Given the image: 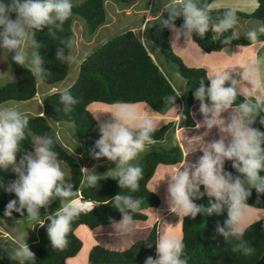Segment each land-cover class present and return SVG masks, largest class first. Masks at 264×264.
<instances>
[{
	"label": "clouds",
	"instance_id": "clouds-1",
	"mask_svg": "<svg viewBox=\"0 0 264 264\" xmlns=\"http://www.w3.org/2000/svg\"><path fill=\"white\" fill-rule=\"evenodd\" d=\"M255 3L259 7L258 0ZM73 6L72 0H0V50L3 55L10 54L12 61L18 66L30 63L32 72L43 80L47 73L42 70L41 57L34 51L29 60L27 51L29 47L38 46L34 30L47 27L49 34L55 37L56 31H62L63 24L72 15ZM213 7L214 5L200 6L196 0H169L163 8L169 16L168 19L161 20V24L172 32V45H176L182 36L185 43L192 42L194 34L203 39L210 26L215 34H223L235 26V9H229L218 22H214L210 16ZM12 13H15V19L10 18ZM180 18L183 24L177 28L174 22ZM261 34H264V25L248 30L246 38L250 41V46L261 43ZM234 37L238 38L236 33L225 37L222 42L228 45ZM142 42L144 45H152L148 39H142ZM66 46L70 47V44ZM152 48L155 47L152 45ZM55 59H69L64 48L56 49ZM260 71L258 62H250L241 73L226 69L210 75L207 78V88L204 80L200 81V86L194 92V99L199 102L203 123L197 125L209 131L217 128L220 137L206 144L201 150L203 155L195 163L189 162L186 157L181 163L173 165L168 175L167 203L170 211L180 217L181 223L184 217L195 219L198 214L220 215L226 210L227 219L223 226L218 224L216 228L217 234L223 237L225 243L232 239H243L246 230L244 221L251 208L246 201L251 190L254 189L258 196L264 194V176L260 175L264 172V131L254 127L258 117L259 124L264 126V115H261L264 100L257 94ZM181 95L182 92L176 90L175 95L168 96L165 102L175 105L176 99ZM238 96L244 97L242 103H236ZM60 103L63 112L70 113L78 100L69 92H64ZM113 107L115 111L111 113L112 121L98 125L99 139L95 141L90 155L95 160L106 158L114 162L115 168L105 176L112 174L113 179L118 180L120 188L135 192L139 190L143 170L132 161L148 150L149 146L158 143L152 135L158 126L152 118L154 113L145 110L141 115L136 111L135 105L127 103H117ZM225 112L229 113L227 119L221 118V114ZM180 114L184 119L183 114ZM28 125V116L22 114L18 107L0 106V170L7 172L11 169L17 177L6 188L0 181V188L14 193L17 198L7 204L4 216L10 217L14 211L23 215L26 210L27 217L40 218V227H44L45 221H50L47 227L50 245L55 250H64L68 246L73 221L85 207L90 210L93 208L74 198L77 193L73 191L74 185L66 180L58 153L53 150L52 137H34L33 152L19 155ZM207 134L206 131L204 135ZM225 161L231 162L232 169L238 175L233 176L224 170ZM81 171L90 187L95 188L102 178L94 169L89 171L82 168ZM201 186L204 192H201ZM205 195L209 199L208 207L194 202ZM56 198H60L62 207L59 211L50 213L47 209ZM111 202L122 217L114 225L122 232H131L132 226L137 223L132 213L138 210L140 200L117 194ZM41 209H45L43 218L40 217ZM147 246L151 248L152 244ZM155 249L154 259L148 257L144 264H187L182 258L185 249L182 236L162 232L155 242ZM236 250L244 255H252L254 251L247 244H240ZM29 258L34 259V255L26 243L25 234L18 241V247L11 251L10 259L24 264Z\"/></svg>",
	"mask_w": 264,
	"mask_h": 264
},
{
	"label": "trees",
	"instance_id": "trees-1",
	"mask_svg": "<svg viewBox=\"0 0 264 264\" xmlns=\"http://www.w3.org/2000/svg\"><path fill=\"white\" fill-rule=\"evenodd\" d=\"M118 3H126L127 0H111ZM213 0H196L200 6L208 5ZM8 2V0H4ZM22 2V0H21ZM103 0H84L81 4L73 6L72 15L63 24L62 31L57 30L55 37L49 34L47 27L41 30H34V39L38 46L34 48L42 60V70L46 72L41 80L26 67L18 66L12 61L11 55L6 56V62L10 72L16 80L5 83L0 87V104L7 101L25 102L31 100L36 91V82L40 81L46 85H54L62 82L68 72V59L60 61L55 59L56 49L64 48L65 55L71 48V39L73 32L71 22L74 17L83 22L85 34L92 35L95 30L104 22ZM259 7L250 13L244 14L236 12L237 18L254 19L264 25V0H258ZM229 9L210 10V16L213 21L221 19ZM14 14V13H12ZM10 14V15H12ZM168 16L158 21L146 23L144 27V37L158 50L164 61L176 68L179 76L184 80V91L175 101V105L166 103L168 96L175 95V91L170 85L160 64L152 59L146 50L138 34L133 31H123L110 40L88 53L79 63L76 79L73 84L60 93L47 95L42 100L43 117L51 122L71 124L74 136L82 141V153L85 160L103 161L106 158L95 160L90 155L94 148L95 141L99 139L100 124L89 112L88 107L92 104L113 106L117 103H143L148 106L155 114L163 115L170 108L180 105L177 127H192L193 122L189 112L193 105H199L194 99V92L200 86L201 80L207 88L209 81L205 76V71L198 68H187L182 65L180 60L172 53L167 41L169 29L163 28L161 20L168 19ZM150 24V25H149ZM175 27L183 24L182 18L177 19ZM231 30L219 34L217 39L212 42L206 36L201 39L193 35L192 41L204 52L218 51L226 44L222 41L225 37L232 36ZM264 41V34L259 37ZM248 45L250 42H241L233 38L229 44ZM70 44V47L66 45ZM227 86V85H226ZM64 92H69L78 103L73 106L70 113L63 112L60 97ZM243 99L238 96L236 103H242ZM261 115H264V108L261 109ZM42 116H28L29 125L25 131V140L21 142V153L24 155L33 152V140L36 136H50L54 144L53 150L58 153L60 162L66 165L69 172V181L74 185L73 191L80 199L81 203H88L92 210L87 208L81 211L78 218L72 223V230L68 235V246L64 250H55L51 247L48 236L37 240L33 239L26 242L34 259H27L24 264H65L67 259L73 258L80 251L82 243L75 236L74 231L78 226H85L89 230L97 227L106 226L121 221L122 217L111 202L117 194L129 195L133 199H139L140 203L147 207H156L157 198L152 192L147 190L146 184L153 175L157 165H174L179 162V150L172 148L169 150L157 149L145 154L137 163L143 170L142 178L139 181V190L131 191L126 188H120L117 179L110 175L101 178L97 185L90 187L86 180L83 181L81 167L78 159L69 154L61 145L58 144L53 132L50 130L47 122ZM169 127V126H168ZM168 127L158 128L152 135L153 139L159 141ZM254 127L264 131V126L259 124V117ZM18 155V160H19ZM224 170L230 172L233 176L238 175L232 167L230 161H225ZM264 176V172L260 173ZM15 178L9 173L0 170V181L4 187L14 181ZM203 192V189H200ZM17 199L14 193H8L4 188H0V218L6 220H25L27 212L23 215L13 212L10 217L4 216L7 204ZM197 205L209 206V199L205 195L201 199L194 201ZM247 205L253 210H260L264 214V194L257 195L256 191L251 190V195L246 201ZM62 207L60 198L56 200L47 209L54 213ZM140 208L134 213V221H144L145 215L140 213ZM45 215V209L40 210V217ZM40 220V218H37ZM227 219L226 210L220 215L205 214L197 215L195 219L184 217L180 222V233L185 245L183 259L187 264H254L260 257L264 245V218H261L245 228L242 240L232 239L225 243L222 236L216 232L217 225L223 226ZM157 240L156 225H154L147 235L133 243L126 250L116 252L106 250L101 246L93 245L87 252L85 264H144L146 258L154 259L156 254L155 242ZM34 242H36L34 244ZM152 244L149 248L147 245ZM240 244H247L253 248L252 255H244L236 249ZM0 264H18L17 261L0 260Z\"/></svg>",
	"mask_w": 264,
	"mask_h": 264
},
{
	"label": "crops",
	"instance_id": "crops-1",
	"mask_svg": "<svg viewBox=\"0 0 264 264\" xmlns=\"http://www.w3.org/2000/svg\"><path fill=\"white\" fill-rule=\"evenodd\" d=\"M152 1H153V4L151 7L147 3V0H141V1L140 0H127L126 3H118V2L111 1V0H103L104 22L102 25H100L95 30V32L92 35L88 36L90 38L89 40L91 41H94L96 39L98 40V43L96 44L97 46L94 49H96L97 47H100L102 44L110 40L112 37H114L115 35L123 31L129 30V31H133L136 33L139 30L142 20L144 18H147L148 20L147 23H150L153 21H158L161 18L168 15L166 11H163V8L169 2V0H152ZM208 5H214V7L211 10L235 9L236 12H240L244 14H250L256 9L255 0H213ZM147 11L148 13H146ZM158 14H160V19H158ZM74 20L75 19L73 18L71 25L75 23ZM214 22H218V20H215ZM77 25L79 26L77 27L79 32H80L81 27H83L84 29V25H81L80 23L79 24L77 23ZM113 26L114 28L111 29ZM259 26H260V22L257 20H254L251 18L249 19L237 18V22L235 26L230 30L232 34L233 33L237 34L238 38L234 37L236 40L241 41V42H250L246 38V33L248 32V30L252 28H258ZM218 35L219 34H215L211 31V26H210L209 31L206 33V36L209 37L212 42H214L217 39ZM172 37H173V34L169 30L167 34V41L169 43V47L172 53L180 60L183 66L187 68L203 69L205 71L206 78H208L210 75H215L217 72L226 70V69L235 70L237 73H241L245 65H247L248 63L258 62L261 66V71L258 74L260 85L257 88V94L261 97L262 100H264V82L262 81V79L264 78V41L254 46H250V44L237 45V44L231 43V44L224 46L218 51H212V52L206 53L203 50H201L199 47H197L193 41H192L193 43L192 42L185 43L183 36L181 37L179 41L176 42V45H172ZM154 52H155L154 56L156 58H153L150 53L149 55L152 59H157V63L161 65L162 70L165 73L173 90L174 91L179 90L183 93L184 80L179 76V74L176 71V68L173 65H168L164 61L163 57L159 54L158 50L157 52L156 51ZM161 58H162V61H161ZM167 74L169 76H167ZM168 77H170L171 80ZM237 79H239V76H237ZM15 80L16 78L14 77L10 82L15 81ZM64 80L54 85H46L40 81H37V82H40V84L42 85L40 88L41 98H37L36 96L38 95L37 94L38 93V90H37L38 83L36 82L35 95L31 100H28L25 102L7 101V102L0 104V106H6V105L16 106L18 107L19 111H21L22 114H25L30 117L42 116V118H44L42 115L43 98L46 95H48L46 93H48L49 90H52V88H53V91H56V88L59 89V87H62L61 89L65 90L66 89L65 86H63ZM246 86L250 87V85H246ZM240 97L244 100L243 96H240ZM253 99H255V96L253 97ZM132 105H135L136 111L140 113L141 115H143L145 110L149 111L150 113H154L148 106H146L143 103H135ZM26 106L30 108H27ZM108 107L109 106L92 104L88 107V110L89 112H92V113H98V112H103L104 108H108ZM105 110L110 114L106 122H111L112 121L111 113L115 111V108L109 109V110L105 109ZM179 115H180V105H176L170 108L163 115H157L155 113L153 114L152 118L157 123V126H158L157 129L161 127H168V126H171V127L165 131L163 137L158 141V143H156L155 145L149 146L148 150H146L144 153H141L140 156L136 160L132 161L133 164L137 165L138 161L145 154L149 152L155 151L157 149L169 150L172 148H177L179 150V162L176 164L181 163L186 157H187L186 159L189 162L195 163L203 155V152L201 150H203L206 147V144L219 139L220 133L217 128L214 127L209 131L206 128L200 127L199 125H197V124L203 123V116L199 112V105H193L190 108L189 115L193 122L192 127H186V128L177 127ZM228 115H229L228 112L222 113L221 118L227 119ZM94 118L97 120L95 116ZM44 120L50 126L49 128L53 132L55 139H57V136L58 138L69 136V137H72V139L77 140V138H75L74 135L72 136L73 128L69 130L65 128L66 125L68 124L59 123V122L57 123L51 122L47 118H44ZM99 123L101 124L102 122H99ZM206 131L208 132V134L204 135ZM210 135H216L215 139H210L212 137ZM72 143H74V145H72V150H69L63 147L61 144L59 145H61L68 153L70 152L71 155L75 156L76 159H78L81 169L87 168L89 171H92L94 169L97 175L101 176L102 178H105V177H108V176H105V174L115 168V163L108 161V160H103V161L85 160L83 153H82V147H83L82 141L79 140V144H77L76 147H75L76 144L74 140H72ZM33 144H34V140H33ZM172 166L173 165H157L155 167L153 175L148 180L146 187H147V190L152 192L153 195L157 198L158 204L156 207H148V209L146 210H142V209L140 210V213L145 215L146 219L141 222L136 221L137 223H135V225L132 226V231H131L132 235L130 239H133V237L137 235V233L139 232V229L142 228L141 227L142 225L149 227L151 224L154 225V223H157L156 225L157 238H158V235L162 232H168L172 235L181 236L180 217L176 213L170 211L169 205L167 203V198H166L167 197L168 175L172 171ZM65 169H66V172H65L66 180L69 181L68 168L65 167ZM9 170H10L9 173L15 179H17L16 175L11 171V169ZM82 176H83V181H84L85 179H84L83 172H82ZM201 188L203 189V192H204L203 186H201ZM156 217H158L159 220ZM262 218H264V214H262ZM12 221L14 220H6V219L0 218V255L3 252L10 253L14 248L18 247V243L16 241H19L20 237L16 238L15 236H13L11 230H9L11 226L5 225V222L10 224ZM48 222L50 221H45L44 226ZM119 222L120 221L115 222L113 224L106 225V226L97 227L92 230H89L85 226H78L75 229L74 234L81 241L82 245L84 242L87 243L85 253L82 257H80L76 261H72L70 260L71 259L70 258V259H67L65 263L75 264L76 262V264H81V261H83V263L85 264V259H86L88 250L93 245H96L97 242H100L104 247H109V243L107 241L102 242L101 240V235H100V232L102 231L101 228H104V227L110 228L111 226H114V224H117ZM168 225H171L172 227H169ZM32 227L33 229H31ZM35 228H39L38 231L42 232L43 227L39 226V219L35 221L34 224H31L30 230H35ZM115 228H118V227L115 226ZM4 230L6 231L4 232ZM3 233L7 234L9 237L7 239L4 238L3 240V238L1 237ZM119 233H123V232L120 230V232L116 234H119ZM46 235L47 234L43 233L44 238L47 237ZM27 237H29V235L26 236V238ZM36 242H34V244ZM111 245H115V246L119 245L118 249L121 250L122 248L127 247L129 243L116 241V244L111 243ZM116 252H119V251H116ZM3 255L4 254L0 256V260H5L1 258L3 257Z\"/></svg>",
	"mask_w": 264,
	"mask_h": 264
},
{
	"label": "rangeland",
	"instance_id": "rangeland-1",
	"mask_svg": "<svg viewBox=\"0 0 264 264\" xmlns=\"http://www.w3.org/2000/svg\"><path fill=\"white\" fill-rule=\"evenodd\" d=\"M83 1L84 0H72V3H73L74 6H77V5L81 4ZM109 3H111V2H109ZM147 3L152 7V4H153V1L152 0H147ZM10 18L11 19H15V13L12 14V15H10ZM74 19H75L74 20L75 23H73L71 25V29H72V32L74 34H73V37L71 39V48H70V50L68 52V57H69V59H68V72H67V75H66L65 80H64V83H63V86H65V88H67L71 84H73L74 80L76 79L77 69H78V65H79L80 61L86 56L85 54L90 53L91 50H93L97 46L96 44L98 43V40L97 39L94 40V41L89 40L90 38L85 34V31H84L83 27H81L80 32H79V30L77 28L79 26L77 25V23L78 24L80 23L81 25H83L82 24V21H80L78 18H75V17H74ZM114 26L111 29H113ZM144 39L147 41L146 37H144ZM144 47L148 50V52L151 54V56L153 58H156L154 56V54H155L154 51L157 52L156 48L153 49L150 46V44H145ZM27 51H28V56H29V60H30L31 59V56H32V53L35 50H34V48L29 47L27 49ZM155 60L157 62V59H155ZM161 61H162V58H161ZM23 66L26 67V68H28L32 72L30 63H26ZM3 74H5V75H3ZM167 76H169V75L167 74ZM14 77L15 76L9 71V68H8V65H7V62H6V56L3 55V51L0 50V87L2 85H4L5 83L10 82ZM35 77H37V76L35 75ZM168 78L170 79V77H168ZM262 81L264 82V78L262 79ZM37 83H38V86H37V90H38V93L37 94L38 95H36V96H37V98H41L40 97L41 96L40 95V88H41L42 85L40 84V82H37ZM61 88L62 87H59V89L56 88V91H53V88H52V90H49L48 93H46V94L50 95V94H53V93H60L61 91H63ZM113 106H109L108 108H104V111L103 112H98V113H92L91 112V113L97 118V121L98 122L106 123V120L109 118L110 114L105 109H108V110L109 109H114ZM26 107L27 108H30L28 106H26ZM64 124H66V123H64ZM170 127L171 126H169L168 129ZM65 128H67L69 130V129L72 128V126H71V124H68V125H66ZM73 135L74 134L72 133V136ZM210 136H212L210 139H215V137H216V135H210ZM56 140H57L58 144H61L63 147H65V148H67L69 150H72V145H74V143H72V140H74V142L76 144L75 147L77 146V144H79V140L78 139L77 140L76 139H72V137H69V136H67V137H60V138H58V136H57V139ZM75 147H74V149H75ZM61 167L66 172V169H65L66 166L63 163H61ZM8 171L10 172V170H8ZM109 175H107V176H109ZM82 204L83 205H89L87 203H82ZM87 208L88 207H85L84 210H86ZM139 208L142 209V210L148 209V207L145 204H143V203H140ZM84 210H82V211H84ZM262 214H263V212L260 211V210L248 209V211H247V217H246V219L244 221V227H246L248 224H251V223H253V222L261 219L262 218ZM37 220H38L37 218L36 219L29 218V219L17 220V221L14 220L10 224L7 223V222H5V225L11 226V228L9 230H11L13 236H15L16 238H18V237L22 238L25 234H26V236L29 235V237L26 238V242H30L33 239L39 240V239L44 238L43 237V233L47 234V227H48V224L50 222H48L42 228V232H39L38 231L39 228H35V230H30L31 224H34V222L37 221ZM154 225H157V223H154ZM154 225L151 224L149 226L150 228L147 227V226H145V225H142L141 226L142 228L139 229V232L137 233V235L135 237H133V239H130V237L132 235L131 232H127V233L126 232H123V233L116 234V233L120 232V229L119 228H115L116 225L111 226L110 228H107V227L101 228V230H102L100 232L101 240H102V242L103 241H107L109 243V247H104L100 242H97L96 245L101 246L103 248H106V249H108L110 251H119V252L122 251V250L124 251L129 246H131L133 243H135V242L143 239L147 235L148 231ZM37 226H38V224H37ZM28 227H29V229H28ZM31 229H33V227ZM5 231L6 230H4V232ZM1 237L4 240V238L7 239L9 236L7 234H4L3 233L1 235ZM116 241H119V242H127V243H129V245L127 247H124L121 250H119L118 249L119 245H117V246L111 245V243L116 244ZM16 242L18 243V241H16ZM86 247H87V243L84 242L83 245H82V247H81V250L79 251V253H77V255L74 256L73 259L71 258L70 260L76 261L77 259H79L80 257H82L84 255V253H85ZM2 254H4V255L1 258L5 259L3 261L10 260L11 252L10 253L3 252ZM75 264H76V262H75ZM81 264H84L83 261H81Z\"/></svg>",
	"mask_w": 264,
	"mask_h": 264
},
{
	"label": "built area",
	"instance_id": "built-area-1",
	"mask_svg": "<svg viewBox=\"0 0 264 264\" xmlns=\"http://www.w3.org/2000/svg\"><path fill=\"white\" fill-rule=\"evenodd\" d=\"M147 23V18H144V20L141 23V26L138 30V36L140 38V41L142 42V39H144V26ZM142 44L144 45V42H142Z\"/></svg>",
	"mask_w": 264,
	"mask_h": 264
},
{
	"label": "water",
	"instance_id": "water-1",
	"mask_svg": "<svg viewBox=\"0 0 264 264\" xmlns=\"http://www.w3.org/2000/svg\"><path fill=\"white\" fill-rule=\"evenodd\" d=\"M254 264H264V245H263L259 259Z\"/></svg>",
	"mask_w": 264,
	"mask_h": 264
}]
</instances>
